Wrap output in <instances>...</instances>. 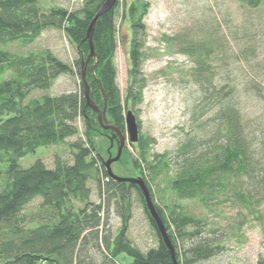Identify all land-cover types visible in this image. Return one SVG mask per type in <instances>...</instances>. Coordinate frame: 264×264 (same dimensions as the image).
<instances>
[{"label":"trees","instance_id":"16d2710c","mask_svg":"<svg viewBox=\"0 0 264 264\" xmlns=\"http://www.w3.org/2000/svg\"><path fill=\"white\" fill-rule=\"evenodd\" d=\"M105 1L83 0L73 11L53 7L44 12L36 0H0L1 46L12 42L27 46L43 31L53 29L62 32L77 56L67 64L47 49L26 55L0 50V75L13 73L0 82V163L6 164L5 170H0V264H197L221 253L229 236L220 233L207 214L193 215L182 202L196 201L205 213L214 211L212 206L222 201L237 204L244 212L237 213L238 225L233 223L232 228H238L246 217L260 221L258 208L264 203V87L229 73L220 77L201 40L181 46L182 53L194 62L190 78L199 95L193 123L199 131L195 129L180 143L175 156L153 152L156 142L145 134L124 146L130 149V165L149 191L173 253L163 244L140 189L109 177L91 140L90 132L101 129L96 112L87 106L85 85L91 103L100 111L105 109L111 125L127 136L126 112L142 103L146 85L142 73L146 50L143 20L149 3L131 0L126 6L127 0H117L101 15L92 33L94 58L87 62V30ZM236 1L249 8L264 2ZM121 3L130 29L123 94L117 86L114 63L119 41L116 16ZM62 75L75 77L76 88L55 96L45 94ZM33 91L45 93L32 98ZM244 96L254 97L262 109L258 113L247 111ZM78 121H82L83 132ZM137 124L139 128V121ZM71 138L76 140L69 142ZM52 145H66L71 161L55 156L51 168L40 160L28 168L18 164L26 154ZM162 175L174 197L171 204H159L150 185ZM90 182L99 198L95 203L90 200ZM130 193L142 206L156 241L145 250L128 236ZM34 200H39L36 209L27 210ZM110 205L115 206L120 226L113 237L107 233L100 238L101 217ZM259 263L264 264V259Z\"/></svg>","mask_w":264,"mask_h":264},{"label":"rangeland","instance_id":"374dc122","mask_svg":"<svg viewBox=\"0 0 264 264\" xmlns=\"http://www.w3.org/2000/svg\"><path fill=\"white\" fill-rule=\"evenodd\" d=\"M82 1L36 0L41 11L44 12L53 7H63L73 11L79 8ZM129 1L131 0H127L126 6ZM146 1L149 3V8L143 20L146 29V50L142 64L146 85L142 94V103L133 107L132 112L140 123L138 135L145 134L155 140L153 152L175 156V150L180 143L191 136L195 129L199 131L193 123L199 95L197 87L190 78L194 62L190 56L182 53L181 46L189 41L201 40L208 51L212 68L220 73V77H225L229 73L238 80L253 79L262 83L264 87V2L256 8H249L236 0ZM123 16L121 3L116 16L119 41L114 54V63L117 71V86L122 94L127 85L130 38L128 21ZM45 49L67 64H71L77 57L73 46L67 42L62 32L53 29L43 31L39 38L27 46L19 42L0 45V50L21 55L41 52ZM12 76L13 73L8 71L0 75V82ZM77 83L75 77L62 75L55 80L51 88L46 90V93L33 91L30 96L38 98L44 93L55 96L73 91ZM243 106L247 111L256 113L263 107L252 96L243 97ZM104 117L107 125H111L109 115L104 113ZM101 122L103 124V120ZM77 127L83 132L82 121L77 122ZM99 127L101 130L94 129L90 135L100 159L111 162L110 169L114 175L122 178H138L139 175L130 165V149L128 152L123 147L118 155L117 137L112 138L114 133L104 130L100 124ZM204 133L203 131L202 135ZM78 138L83 140L81 136ZM74 140L76 138H71L69 142ZM127 142L126 136L124 146ZM55 156L71 161L70 151L66 145H52L39 147L34 152L26 154L18 160V164L22 168H28L35 161L40 160L51 168ZM117 157L118 159L115 160ZM5 168L6 164L0 163V170L3 171ZM150 185L155 191V198L159 204H171L174 201L166 177L162 175ZM88 186L91 190L90 200L94 203L98 202L95 184L90 182ZM130 202L129 238L142 250L153 247L156 242L153 231L134 193H130ZM38 203L39 200H34L26 209L34 211ZM181 204L193 215L207 214L210 222L217 225L219 232L229 236L221 253L197 264H262L259 262L264 259V203L258 208L260 221L246 217L238 228H232V224L238 225V221L235 220L236 215L238 212L243 214L244 210L235 203L222 201L212 206L214 211L208 213H205L196 201H185ZM101 218L100 238L107 233L113 237L120 226L115 206L110 205ZM232 234L240 237L231 236ZM123 259L130 262L128 258Z\"/></svg>","mask_w":264,"mask_h":264},{"label":"water","instance_id":"95a60500","mask_svg":"<svg viewBox=\"0 0 264 264\" xmlns=\"http://www.w3.org/2000/svg\"><path fill=\"white\" fill-rule=\"evenodd\" d=\"M116 1L117 0H106L103 3V5L101 6L100 10L95 14L93 20L91 21V23L89 25V28L87 30V40H88L89 46H90V54L87 58V62L90 59L94 58V50H93V46H92V33H93L95 23L101 15H103L104 13H107L114 6ZM82 80H83V82H85V71L82 74ZM85 89H86L85 90V97H86V101H87V106L90 107L92 110H94L97 113V118H98V121H99L101 128H103L104 130L110 131L112 134L114 133L112 135V138L117 137L118 143H119L118 144V155H119L121 149L124 147V143L126 141V136H123L121 134L120 130L118 128L114 127L113 125H107V122H106L105 117H104L105 109H103L102 112H100L99 109L94 104H92L91 101L89 100L86 85H85ZM101 120H103V124H101L102 123ZM125 131H126V135L128 137V142L131 144L136 143V141L138 140V131L139 130H138V124H137L136 118H135V116L131 110H128L126 112V115H125ZM118 157L115 160H117ZM102 164L106 168L107 173L112 180H114L116 182L134 184L140 189V191L143 195V198H144L146 211L148 212L149 216L153 220L155 227H156V229L160 235V238H161L163 244L166 246V248L171 253H173V248H172V245H171L169 238L167 236L165 227H164L160 217L158 216V214L154 208L153 202H152L150 195H149V191L147 190L146 186L144 185L143 180L140 177H138L136 179L118 177L111 172V169H110L111 162L109 160L105 161V162L102 161ZM174 264H177V263H174Z\"/></svg>","mask_w":264,"mask_h":264}]
</instances>
